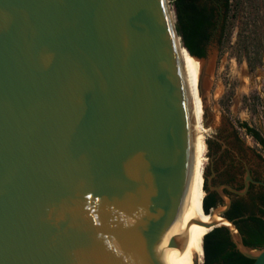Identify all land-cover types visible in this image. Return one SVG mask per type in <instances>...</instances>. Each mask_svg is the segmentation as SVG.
I'll return each mask as SVG.
<instances>
[{"label":"water","instance_id":"95a60500","mask_svg":"<svg viewBox=\"0 0 264 264\" xmlns=\"http://www.w3.org/2000/svg\"><path fill=\"white\" fill-rule=\"evenodd\" d=\"M178 46L171 0H0V264H192Z\"/></svg>","mask_w":264,"mask_h":264},{"label":"rangeland","instance_id":"374dc122","mask_svg":"<svg viewBox=\"0 0 264 264\" xmlns=\"http://www.w3.org/2000/svg\"><path fill=\"white\" fill-rule=\"evenodd\" d=\"M257 25L261 29L259 33L261 42L258 44V41L253 40V45L250 47V55L253 57V52L256 51L259 54L262 53V57H260L262 61H258L253 67L248 65L247 60L241 54L239 56L236 55L232 46L236 34L234 27L231 30L230 41H227V38H222L221 40L218 35L212 38L206 46V55L200 59L201 61L184 55L178 49L179 59L184 66V76L193 110L195 164L196 167L199 165V170L201 161V146L198 145L200 135L202 136L203 144L204 139L214 140L220 133L222 135L227 132L226 130H228L231 122L237 126L236 130L241 132L245 139L246 136L238 128V123L246 121L264 136V30H262L264 24ZM254 26L255 24H250L245 34L247 35L250 30L253 31ZM252 38H255L253 34ZM208 56H213L214 64L212 74L207 78L201 74L200 70L197 71L193 63L194 61L201 62L199 68H203L205 63L202 61ZM187 68L191 69L190 73L187 72ZM193 81L197 83L198 97L202 99H199L198 106L193 99V92L195 91ZM202 81H204L203 84ZM198 124L201 126L197 127ZM246 140L254 146V149L260 150V147L252 138H246Z\"/></svg>","mask_w":264,"mask_h":264},{"label":"flooded vegetation","instance_id":"af4514ba","mask_svg":"<svg viewBox=\"0 0 264 264\" xmlns=\"http://www.w3.org/2000/svg\"><path fill=\"white\" fill-rule=\"evenodd\" d=\"M193 99L197 101L198 106L200 98L195 91ZM200 126V124L197 125V127ZM236 127L230 122L225 134L220 133L214 140L204 139V153L200 135L201 152H199L205 172L203 176L201 164L200 170L199 165L197 166L196 176L201 181V189L199 180L196 186L203 192L202 199L205 194L207 195L205 204L209 208L208 213L217 211L219 216L230 220L235 227L234 233L242 241L250 239L257 242L264 236V229H262L264 224V145L238 125L246 136L244 139V135L238 132ZM261 137L264 140V136L261 135ZM246 138H252L260 150L254 149ZM202 155H204L203 158ZM204 177L206 191L203 189ZM245 186L243 193L237 192V190H243ZM223 227L230 242L228 248H231L233 244L237 249L231 230L227 226ZM248 246L258 248L257 245Z\"/></svg>","mask_w":264,"mask_h":264},{"label":"trees","instance_id":"16d2710c","mask_svg":"<svg viewBox=\"0 0 264 264\" xmlns=\"http://www.w3.org/2000/svg\"><path fill=\"white\" fill-rule=\"evenodd\" d=\"M171 3L176 15L177 32L189 54L204 57L206 46L212 38L218 35L219 39L227 38V41H230L231 30L234 27L236 34L232 46L236 55L241 54L250 67L262 61L260 58L262 53L259 54L257 51L253 52L254 56L251 57L250 47L253 40L258 41V44L261 42L259 37L261 29L257 24H264V0H171ZM250 24H255L254 30L248 31L246 35ZM252 34L256 39L252 38ZM238 125L264 145L259 130L245 121L239 122ZM203 187L206 191L205 177ZM206 196V194L203 196L202 206L204 212L208 213ZM224 230L223 226H217L204 234L203 264H252L253 259L235 249L233 244L228 248L230 242ZM243 243L247 246L263 247L264 236L257 242L243 239Z\"/></svg>","mask_w":264,"mask_h":264},{"label":"bare ground","instance_id":"6f19581e","mask_svg":"<svg viewBox=\"0 0 264 264\" xmlns=\"http://www.w3.org/2000/svg\"><path fill=\"white\" fill-rule=\"evenodd\" d=\"M178 49L184 54V55H188L191 56L193 59L201 61L200 57H197L195 55H191L189 54V52H187L184 48H182L181 46H178ZM192 60V59H191ZM205 63V61H202ZM185 64V63H184ZM201 62H195L193 63V65H195V68L197 69V71H201V74L203 75V70L205 65L203 66V68H199L200 67ZM187 65V64H186ZM186 70H188L187 72L190 73L189 68H187ZM198 76V74H197ZM206 77V76H205ZM204 79V78H203ZM198 80V79H197ZM205 80V79H204ZM196 81V80H195ZM206 81V80H205ZM204 81H202L203 84ZM193 86L195 88V92L198 96L197 93V83L193 81ZM206 88V87H205ZM197 103V101H196ZM194 108V107H193ZM198 144V141H197ZM199 145V144H198ZM203 152H204V144H203ZM203 158V155H202ZM196 155L194 152V140H193V145H192V155H191V160H190V174H191V183H192V190H193V195H194V202H195V207L198 213V226H197V232H196V238H195V251H194V256H193V261L192 264H203V247H202V239L204 234L207 233L208 230L214 228L215 226L218 225H226L228 222L226 220H224L222 217H220L217 214V211H213L211 213H205L202 207V198L200 201V197L202 196L201 191H199L197 189V184L196 182L199 180V187L200 185V179L197 178L196 176ZM201 167L203 169V176H204V165H203V160L202 162L200 161ZM204 189V187H203ZM229 225V223L227 224Z\"/></svg>","mask_w":264,"mask_h":264}]
</instances>
